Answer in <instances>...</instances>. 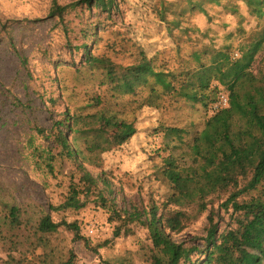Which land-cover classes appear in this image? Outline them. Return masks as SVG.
I'll return each mask as SVG.
<instances>
[{"label": "rangeland", "instance_id": "1", "mask_svg": "<svg viewBox=\"0 0 264 264\" xmlns=\"http://www.w3.org/2000/svg\"><path fill=\"white\" fill-rule=\"evenodd\" d=\"M53 1L0 0V204H32L34 209L50 212L55 221L77 220L92 247L62 228L57 242L72 247L78 264H151L147 254L152 239L144 220L154 212L160 227L186 250L177 264H253L257 253H252V244L264 248L263 212L226 210L221 206L223 198L216 197L209 198L205 210L173 204L168 200L169 181L156 172L155 165L161 161L145 159L146 123L135 119L131 105L136 103L130 105L137 94L148 92L145 83L151 84L143 68L146 64L136 63L137 48L128 39L132 29L148 22L140 11V0H120L113 22L97 29L115 48H108L107 41L97 47L90 41L91 51L109 50L119 64L116 82L106 86L99 84L98 77L84 79L76 72L85 59L80 27L97 19L96 10L79 5L68 7L64 18L50 17ZM56 1L68 6L77 0ZM225 3H208L209 16L197 10L187 12L183 22L195 31H207L213 39L212 44L206 37L199 41L205 66L196 67L186 86H217L227 95L233 84L248 82L260 70L264 42L253 41L260 23L256 15L243 5L235 14ZM239 25L244 34L237 30ZM175 33L181 34L182 48H166L161 59L168 69L184 65L188 54L198 48L180 29ZM215 45L222 48L210 52ZM54 97L59 100L52 101ZM66 106L73 116L71 141L96 179L95 185L82 180V173L51 133ZM178 116L184 123L195 122L196 129L206 112L197 104L184 107ZM36 124L46 132L37 131ZM72 196L79 204L71 202ZM111 202L141 218L127 221L117 235L115 225L120 222L111 223L106 208ZM177 210L189 213L181 225L172 217ZM212 223L216 224L214 238H210ZM20 254L24 257L25 250H10L9 244L0 241V264H18Z\"/></svg>", "mask_w": 264, "mask_h": 264}, {"label": "trees", "instance_id": "2", "mask_svg": "<svg viewBox=\"0 0 264 264\" xmlns=\"http://www.w3.org/2000/svg\"><path fill=\"white\" fill-rule=\"evenodd\" d=\"M240 1L241 4L226 0L224 6L237 14L243 5L251 14L256 15L260 23L259 29L253 33V41L264 42V0ZM119 2L120 0H77L67 6L54 0L49 12L50 17L64 18L68 7L85 5L96 10L97 19L83 22L80 27L85 39V59L76 72L84 79L98 77L101 86L116 82L119 64L111 57L109 50L100 52L95 48L91 51L90 41L96 47L101 41H107L108 48H115V43L110 38L104 34L98 35L96 31L108 22H113ZM208 3L220 5L221 0H182L180 5L168 0H140V11L146 14L148 22L132 29V35L128 39L133 40V45L137 48L136 63L141 64L143 61L146 64L143 68L147 70V80L150 79L151 84L147 86L145 83L144 88H148V92L137 94L130 105L134 102L137 104L131 105L135 119L146 123L143 127L146 132L143 153L146 160L161 161L155 167L156 172L169 181V202L182 208L193 206L205 210L209 198L216 197L223 198L221 206L226 210L232 207L234 211L250 209L264 214V58L260 70L251 80L233 84L227 93L226 106H216L225 90L210 85L186 86L192 72L205 66L202 62L204 51L199 46V41L206 37L212 44L213 39L207 31H195L197 28L194 29L191 24L184 25L183 19L187 12L195 10L209 16ZM177 29L185 33L187 39L193 41L198 48L188 54L186 66L185 63H180V67L168 69L163 65L161 56L166 48L181 50V34L175 33ZM237 30L241 34L245 32L241 25ZM219 48L222 47L215 45L210 52H216ZM174 60L179 58L175 56ZM190 60L191 63H188ZM194 63L195 68H198L192 70L191 65ZM56 99L59 100L51 98L52 101ZM197 104L203 106L206 117L193 129L195 122L184 123L178 114L184 107H195ZM170 107L174 111L171 122L168 119ZM72 119L70 109L66 106L59 119L54 122L51 133L61 152L82 173V180L95 185L96 179L86 169L71 141L69 132L73 130ZM35 129L42 134L46 132L37 124ZM205 140L211 142L206 145ZM71 202L79 204L75 196L71 197ZM106 208L109 221L120 222L115 225L117 235L121 234L127 221L134 217L141 218V214L128 213L112 202ZM172 217L181 225L184 220L189 219V213L177 210L172 213ZM144 221L148 223L152 239L147 254L151 264H177L186 250L160 227L155 212ZM215 227L216 224L212 223L210 238L215 236ZM61 228L72 232L74 239L83 240L87 247H92L77 220L55 221L50 212L34 209L32 204L28 207L8 202L0 204V241L9 244L10 250L26 252L24 257L20 254L18 264H78L79 256L72 247H62L57 242ZM38 248L42 249V253L36 252ZM96 248L94 251H97ZM251 251L253 254L257 253L253 264H264V248L253 243Z\"/></svg>", "mask_w": 264, "mask_h": 264}, {"label": "built area", "instance_id": "3", "mask_svg": "<svg viewBox=\"0 0 264 264\" xmlns=\"http://www.w3.org/2000/svg\"><path fill=\"white\" fill-rule=\"evenodd\" d=\"M228 104V96L225 94H222L220 97V100L216 106H226Z\"/></svg>", "mask_w": 264, "mask_h": 264}]
</instances>
